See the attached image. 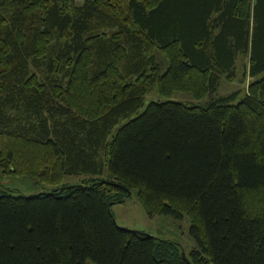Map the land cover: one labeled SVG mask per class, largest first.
I'll use <instances>...</instances> for the list:
<instances>
[{"label":"trees","instance_id":"16d2710c","mask_svg":"<svg viewBox=\"0 0 264 264\" xmlns=\"http://www.w3.org/2000/svg\"><path fill=\"white\" fill-rule=\"evenodd\" d=\"M241 53L248 91L219 94ZM0 168L90 176L0 186V264H190L119 225L128 188L188 216L192 264H264V0H0Z\"/></svg>","mask_w":264,"mask_h":264},{"label":"rangeland","instance_id":"374dc122","mask_svg":"<svg viewBox=\"0 0 264 264\" xmlns=\"http://www.w3.org/2000/svg\"><path fill=\"white\" fill-rule=\"evenodd\" d=\"M78 3H83L84 0H77ZM159 59L164 60L165 58L158 52ZM250 54L241 53L238 57L236 75L229 77L225 75L222 79L218 93L225 95L232 91L240 90L241 94H246L248 91V85L252 78L248 74L250 66ZM167 98V97H166ZM171 99L186 102L188 104L193 103H204L207 99H196L191 93L188 92H177L173 94ZM165 99L159 92V90L153 89L146 96V103L143 106V110L146 108V104L152 100ZM126 120L121 122L124 124ZM120 126L113 129L110 139L116 133ZM105 158V157H104ZM103 158V159H104ZM90 176L85 174L80 175H65L61 184H50L43 180H40L38 176L34 174L15 175L9 174L0 168V186L6 189H16L27 194H35L43 191H52L54 188L60 187L61 185L70 184H82ZM100 177L111 178V173L107 165H105L102 175ZM131 196H128L123 203H117L113 205V211L115 218L120 226L129 229H138L148 233L155 234L159 237H167L179 241L184 250L190 253L193 247L196 246L195 240L190 234V220L188 216L184 218H176L172 215L156 214L150 216L142 203L138 198L137 190L131 191Z\"/></svg>","mask_w":264,"mask_h":264},{"label":"water","instance_id":"95a60500","mask_svg":"<svg viewBox=\"0 0 264 264\" xmlns=\"http://www.w3.org/2000/svg\"><path fill=\"white\" fill-rule=\"evenodd\" d=\"M70 186H73V185H70ZM127 190H128V195H130L131 194V190L129 188ZM133 230H135L136 232H142V233H145V234H149L148 232L141 231V230H138V229H133ZM182 254H183L184 259H186L190 264H192L191 260L187 256L185 250H183Z\"/></svg>","mask_w":264,"mask_h":264},{"label":"crops","instance_id":"0c3cea01","mask_svg":"<svg viewBox=\"0 0 264 264\" xmlns=\"http://www.w3.org/2000/svg\"><path fill=\"white\" fill-rule=\"evenodd\" d=\"M237 62H238V60H237Z\"/></svg>","mask_w":264,"mask_h":264}]
</instances>
